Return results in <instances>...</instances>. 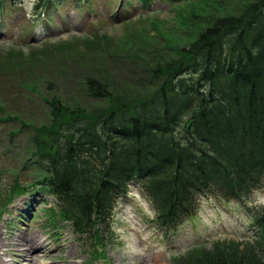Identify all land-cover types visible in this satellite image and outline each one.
<instances>
[{
    "label": "trees",
    "instance_id": "trees-1",
    "mask_svg": "<svg viewBox=\"0 0 264 264\" xmlns=\"http://www.w3.org/2000/svg\"><path fill=\"white\" fill-rule=\"evenodd\" d=\"M21 1L0 0V15L5 2ZM56 1L36 0V15ZM150 1L139 0L145 7ZM151 69L154 84L132 98L86 75L83 90L105 106H71L53 96L49 124H31L32 147L21 169L30 158L35 177L13 191L36 188L53 198L50 229L63 221L102 242L131 184L149 199L163 231L192 216L202 197L243 202L264 185V0L214 17L177 56L157 59ZM248 210L251 249L218 246L194 260L191 250L185 264H264V206Z\"/></svg>",
    "mask_w": 264,
    "mask_h": 264
},
{
    "label": "rangeland",
    "instance_id": "rangeland-1",
    "mask_svg": "<svg viewBox=\"0 0 264 264\" xmlns=\"http://www.w3.org/2000/svg\"><path fill=\"white\" fill-rule=\"evenodd\" d=\"M129 1L120 9L119 0H57L42 17L36 15V0L9 7L5 2L0 15V264L4 258L9 264H185L191 250L194 260L218 246L245 250L254 245L248 209L264 206V185L244 203L202 197L194 215L163 237L149 199L131 184L115 205L112 235L100 243L77 235L63 221L50 229L46 209L54 201L48 193L13 191L18 182L26 185L35 177L30 158L27 168L21 167L32 147L31 124L40 128L50 122L51 97L71 106H105L83 90L86 75L109 81L114 95L142 94L154 84L151 68L157 59L177 56L214 17L238 13L252 0L175 5L151 0L148 7ZM25 236L32 239L22 241ZM39 245L47 247L40 251Z\"/></svg>",
    "mask_w": 264,
    "mask_h": 264
},
{
    "label": "bare ground",
    "instance_id": "bare-ground-1",
    "mask_svg": "<svg viewBox=\"0 0 264 264\" xmlns=\"http://www.w3.org/2000/svg\"><path fill=\"white\" fill-rule=\"evenodd\" d=\"M33 236V235H32ZM32 236H25V237H23V239H22V241H30V238L32 239ZM33 244V243H32ZM47 246H45L44 248L42 247V246H40L39 245V247H38V249L40 250V251H42V249H43V251H44V249L46 248ZM0 261H2V259L0 258ZM4 263L5 264H9V261H10V259H6V258H4Z\"/></svg>",
    "mask_w": 264,
    "mask_h": 264
}]
</instances>
